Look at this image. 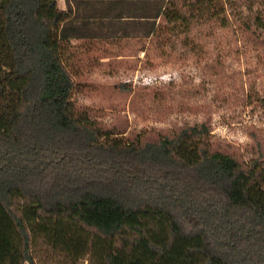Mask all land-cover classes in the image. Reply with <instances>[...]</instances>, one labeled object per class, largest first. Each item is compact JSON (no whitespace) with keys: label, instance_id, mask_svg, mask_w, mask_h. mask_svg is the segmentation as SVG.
Here are the masks:
<instances>
[{"label":"trees","instance_id":"trees-1","mask_svg":"<svg viewBox=\"0 0 264 264\" xmlns=\"http://www.w3.org/2000/svg\"><path fill=\"white\" fill-rule=\"evenodd\" d=\"M225 4L167 0L158 17L226 25ZM70 15L0 0V264H34L36 237L90 264H264L262 163L215 147L205 123L126 137L77 111Z\"/></svg>","mask_w":264,"mask_h":264},{"label":"rangeland","instance_id":"rangeland-1","mask_svg":"<svg viewBox=\"0 0 264 264\" xmlns=\"http://www.w3.org/2000/svg\"><path fill=\"white\" fill-rule=\"evenodd\" d=\"M223 1L226 25L186 26L158 17L167 0H57L71 14L60 46L76 110L126 137L205 123L215 147L264 166V0ZM31 254L34 264H90L38 237Z\"/></svg>","mask_w":264,"mask_h":264},{"label":"crops","instance_id":"crops-1","mask_svg":"<svg viewBox=\"0 0 264 264\" xmlns=\"http://www.w3.org/2000/svg\"><path fill=\"white\" fill-rule=\"evenodd\" d=\"M63 10V9H62Z\"/></svg>","mask_w":264,"mask_h":264}]
</instances>
